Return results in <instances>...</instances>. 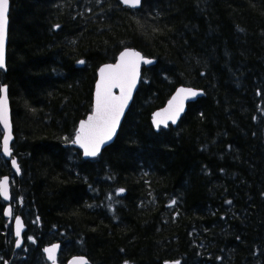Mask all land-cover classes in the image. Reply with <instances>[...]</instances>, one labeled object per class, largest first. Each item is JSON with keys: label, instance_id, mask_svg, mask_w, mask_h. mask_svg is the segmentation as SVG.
Masks as SVG:
<instances>
[{"label": "trees", "instance_id": "trees-1", "mask_svg": "<svg viewBox=\"0 0 264 264\" xmlns=\"http://www.w3.org/2000/svg\"><path fill=\"white\" fill-rule=\"evenodd\" d=\"M9 1L0 87L21 174L0 157V179L26 230L15 251L0 198V264H49L56 243L58 264H264V0ZM127 48L155 63L114 143L84 160L69 144L97 69ZM178 86L204 97L155 131Z\"/></svg>", "mask_w": 264, "mask_h": 264}, {"label": "snow or ice", "instance_id": "snow-or-ice-1", "mask_svg": "<svg viewBox=\"0 0 264 264\" xmlns=\"http://www.w3.org/2000/svg\"><path fill=\"white\" fill-rule=\"evenodd\" d=\"M123 3L130 7H137L141 0H123ZM8 13L9 0H0V69L5 68V46L8 35ZM152 63L138 52L126 50L121 53L119 61L116 64L105 65L99 70V80L96 83L95 105L92 114L87 120L80 122L79 128L75 132V138L71 141L79 145L84 150L85 156H96L100 148L115 135L116 129L123 115L124 108L131 99L132 91L140 76V63ZM84 63V61H80ZM113 89H119V95L113 93ZM199 93L190 88H181L176 95L169 101V107L163 113H156L153 117L154 125L159 128L161 124L167 126L169 120L175 123L180 113L183 111V101L189 97H195ZM0 124L3 125V153L11 155L9 143L12 139L11 125L8 115L7 87H0ZM13 167L19 172V166L16 161H12ZM123 191V189H121ZM0 196L9 199L8 180H0ZM175 203V201H173ZM230 203V202H229ZM9 208L5 215L11 216ZM16 232L18 238L16 246L20 247L22 223L19 217H16ZM31 239V238H29ZM58 246L45 248L48 259L55 264V252ZM72 264H87L83 258L74 260ZM178 264V262H177Z\"/></svg>", "mask_w": 264, "mask_h": 264}, {"label": "water", "instance_id": "water-1", "mask_svg": "<svg viewBox=\"0 0 264 264\" xmlns=\"http://www.w3.org/2000/svg\"><path fill=\"white\" fill-rule=\"evenodd\" d=\"M120 2H121V4H122V6H124V7H126V8H129V9H133V10L138 9V8L140 7V5H141V3H140V5L137 6V7H130V6L126 5V4H124V3H123V0H120ZM9 11H10V1H9ZM8 17H9V13H8ZM8 26H9V18H8ZM7 44H8V35H7L6 46H5V64H6ZM126 50L134 51V52H138V51H135L134 49H130V48L124 49V50H122V51L117 55L116 60H115L113 63L103 64V65H101V66L97 69V72H96V80H95V83H94V90H93V98H92V111H93V108H94V105H95L96 83H97V81H98L99 78H100V76H99V70H100L102 67H104L105 65L116 64V63L119 61V58H120L121 53L124 52V51H126ZM138 53H140V52H138ZM140 55L142 56L141 53H140ZM142 57H143V56H142ZM145 59H147V58H145ZM147 60H149V59H147ZM151 61H152V63H144L143 61H141V63H140V76H139V80H138L137 83H136V87H135V88L133 89V91H132L131 99L128 101L127 106L124 108L123 115L120 117V122H119V125H118L117 129H116L115 135L112 137L111 140H108L105 144H103V145L101 146V148H100V152L98 153V155H100V154L102 153V151H104L106 148H108L109 146H111V145L114 143V141H115V139H116V137H117V135H118L119 129H120V127H121V125H122V123H123V121H124V118H125L127 112L129 111V108H130V106H131V104H132L133 98H134V96H135V94H136V92H137V89H138V87H139V84H140V81H141V71H142V68H143V67H146V68H147V67H150V66L154 65L155 62H154L153 60H151ZM80 64H82V63H80ZM0 70H4V71H5V70H6V67L3 68V69H0ZM4 86H5V85H3V86H1V87H4ZM6 87H7V86H6ZM181 88H186V89H187V88H190V89H193V90L197 91L199 94L196 95L195 97H189L188 99H185V100L183 101V111L180 113V115H179V117H178V119L176 120L175 123H172V121L169 120V121L167 122V126H164L163 124H161V125L159 126V128H157V127L154 125V123H153V117H154V115H155L156 113H158V112L163 113L164 110H165L166 108L169 107V101L172 100V98L176 95L177 91H178L179 89H181ZM113 93H114L115 95H119V94H120V93H119V89H113ZM203 97H204V92H203V90H201V89H197V88H193V87H187V86H178V87H176V89H175L174 92L171 94V96L167 99V101L164 103V105H163L162 107H160V108L154 110V111L151 113V116H150V123H151L153 129H154L155 131H157V130H159L160 128H162V129H166V128H168L169 126H171V127H176V126L178 125V123L180 122V120H181V119L183 118V116L185 115V113L187 112L188 106L191 105V104H193V103H195L198 99L203 98ZM7 101H8V115H9V121H10V125H11V135H12V139H11V141H10V143H9V147H10V149H11V155H10V156H9V155H4V153H3L2 145H3V136H4V132L2 131V130H3V125L0 124V129H1V132H2V135H1V137H0V157H2V158H3L4 160H6V161H9V163H10V167H11L12 172L14 173L15 176H20V174H21L20 168H19V172H17L16 168L13 167V164H12V161L15 160V161H16V164L18 165L17 160H16V158L14 157V155H13V150H12V143H13V141H14V135H13V126H12V117H11L10 101H9V97H8V89H7ZM92 111H91V113L88 114V115L86 116V118L83 119V120H87L88 116L92 114ZM81 121H82V120H81ZM81 121H80V122H81ZM80 122H79L78 125H77V129L79 128ZM77 129H76V130H77ZM74 138H75V135H74L73 139H74ZM69 145H70V147H73V148L77 149L78 151H80V153H81V157H82L84 160L95 159V158L98 156V155H96V156H94V157H93V156H85V155H84V150H83L79 145H77V144H73V143H70ZM18 166H19V165H18ZM4 178H7V180H8L9 199L6 200V199L3 198V196H0L1 200L6 204V207L4 208V212H3V217H4L6 220L11 221V223H12V232H13V236H14V239H15L14 249H15V251H17V250H20V249L23 247V244H24L23 235H24V233H25L26 227H25V225H24V222H23L21 216H19V215L14 216V215H13L12 206L10 205V202H11L10 180H11V179H10L9 176H4V177H2L0 180H3ZM122 193H123V192H121L120 194H122ZM9 208L11 209V213H12L11 216L5 215L6 211H7ZM16 217H19V218H20V221H21V223H22L21 236L19 237V239H20V241H21V245H20V247H17V246H16V241H17V239H18V238L16 237V235H15V232H16V219H15V218H16ZM54 245L58 246V247L56 248V252H55V264H58V263H57V257H58L59 251H60V244H58V243H56V244H52V245L46 246L45 248H51V247L54 246ZM45 248H44V249H45ZM44 249H43V254H44L45 260H46L48 263L53 264V261L48 259V254L44 251ZM79 258H81V257H74V258H72L71 260H69L67 264H72V262H73L74 260H77V259H79ZM83 259H84V258H83ZM84 260H85V259H84ZM85 261H86V260H85ZM166 264H176V263L171 262V263H166Z\"/></svg>", "mask_w": 264, "mask_h": 264}, {"label": "flooded vegetation", "instance_id": "flooded-vegetation-1", "mask_svg": "<svg viewBox=\"0 0 264 264\" xmlns=\"http://www.w3.org/2000/svg\"><path fill=\"white\" fill-rule=\"evenodd\" d=\"M57 258H58V257H57ZM71 259H72V258H71ZM71 259H70V260H71ZM68 261H69V260H68ZM68 261H67L65 264H67V263H68ZM57 263H58V261H57ZM49 264H50V263H49Z\"/></svg>", "mask_w": 264, "mask_h": 264}, {"label": "rangeland", "instance_id": "rangeland-1", "mask_svg": "<svg viewBox=\"0 0 264 264\" xmlns=\"http://www.w3.org/2000/svg\"><path fill=\"white\" fill-rule=\"evenodd\" d=\"M10 182H11V180H10ZM11 184V183H10Z\"/></svg>", "mask_w": 264, "mask_h": 264}]
</instances>
